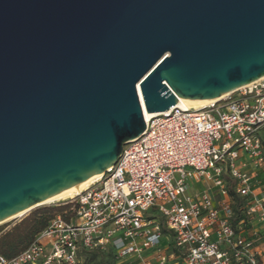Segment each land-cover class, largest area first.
Wrapping results in <instances>:
<instances>
[{
	"label": "water",
	"instance_id": "1",
	"mask_svg": "<svg viewBox=\"0 0 264 264\" xmlns=\"http://www.w3.org/2000/svg\"><path fill=\"white\" fill-rule=\"evenodd\" d=\"M263 76L264 0H0V222L115 165L141 101Z\"/></svg>",
	"mask_w": 264,
	"mask_h": 264
},
{
	"label": "built area",
	"instance_id": "2",
	"mask_svg": "<svg viewBox=\"0 0 264 264\" xmlns=\"http://www.w3.org/2000/svg\"><path fill=\"white\" fill-rule=\"evenodd\" d=\"M262 169L264 79L203 109L151 118L115 165L64 203L71 211L0 264H82L84 251H112L118 264H264L244 228L264 227ZM229 180L242 201L237 222Z\"/></svg>",
	"mask_w": 264,
	"mask_h": 264
},
{
	"label": "trees",
	"instance_id": "3",
	"mask_svg": "<svg viewBox=\"0 0 264 264\" xmlns=\"http://www.w3.org/2000/svg\"><path fill=\"white\" fill-rule=\"evenodd\" d=\"M261 176L263 175L258 173V177L260 178ZM228 183V194L235 201L234 212L238 217L237 219H235V222H237L242 218L240 209L242 206V201L234 197V193L232 190L233 181L229 180ZM70 208V205H65L63 207L56 208L44 207L30 212L27 216L23 217L19 221V223L14 225L10 230L4 233H0V256L10 258L25 250L28 245L32 242L35 235L39 233L42 229H44L47 226L48 222L55 215H64L65 212L71 211ZM244 228L246 232L249 231V226L246 225L244 226ZM247 237L250 238L249 235ZM108 253L111 254L113 258H115V255L112 251H84L82 256L84 258L86 255L90 254L104 255ZM82 264H84L83 261Z\"/></svg>",
	"mask_w": 264,
	"mask_h": 264
},
{
	"label": "bare ground",
	"instance_id": "4",
	"mask_svg": "<svg viewBox=\"0 0 264 264\" xmlns=\"http://www.w3.org/2000/svg\"><path fill=\"white\" fill-rule=\"evenodd\" d=\"M262 79H264V76L262 78H260L259 80H257V81H260ZM249 85H251V84H248V86ZM226 95H222V96H220L218 98H214V99H210V100H201V101H191V100L178 99L176 107L182 109L183 111H187V110L197 111V110L203 109L204 107H206L210 103H213V102H216V101L222 99ZM141 105H142V112H143V117H144V122L145 123L148 122L151 118H153V117H155L157 115H160V113H147L145 108H144V105H143L142 101H141ZM166 112H168V111H166ZM103 173L104 172H101V173H99V174H97V175H95L93 177H90V178L86 179L85 181H82L81 183L76 184V185H74V186H72V187H70V188H68V189H66V190H64V191H62V192H60V193L48 198V199H46L45 201H43L42 203L38 204L35 207L73 198L74 196L79 195L81 192L86 190L93 182H95L100 177H102ZM31 209H33V208H31ZM31 209H28L26 211H23V212L19 213L18 215L12 216L10 218H7V219L1 221L0 222V226L2 224H4V223H7V222L11 221L12 219H15V218L23 216L24 214L29 212Z\"/></svg>",
	"mask_w": 264,
	"mask_h": 264
},
{
	"label": "rangeland",
	"instance_id": "5",
	"mask_svg": "<svg viewBox=\"0 0 264 264\" xmlns=\"http://www.w3.org/2000/svg\"><path fill=\"white\" fill-rule=\"evenodd\" d=\"M68 199L66 200H63V201H59V202H54V203H50V204H46V205H42V206H38V207H35L34 209H32L31 211L27 212L26 214H24L23 216L21 217H18V218H15V219H12L11 221L7 222V223H4L0 226V233H4V232H7L8 230H10L14 225H16L17 223H19V221L27 216L30 212L36 210V209H39V208H44V207H63L65 206V202L67 201ZM151 217H155L156 214H152L150 215ZM167 244V242L162 239L161 240V246H165ZM83 263L84 264H118V261L113 258V256L111 254H104V255H95V254H90V255H86L84 258H83Z\"/></svg>",
	"mask_w": 264,
	"mask_h": 264
},
{
	"label": "crops",
	"instance_id": "6",
	"mask_svg": "<svg viewBox=\"0 0 264 264\" xmlns=\"http://www.w3.org/2000/svg\"><path fill=\"white\" fill-rule=\"evenodd\" d=\"M258 173L263 175V176H261L259 178L258 174H257V177L255 178V182L257 185V189L255 190L256 194H259L261 191H264V180H263L264 169H262ZM253 232L255 233V235H253ZM248 235L257 244V246L261 252L262 261L264 262V227L262 226V223H255L254 226H252V228L250 227L249 231L246 232V236H248ZM81 260L83 261V256H82Z\"/></svg>",
	"mask_w": 264,
	"mask_h": 264
}]
</instances>
